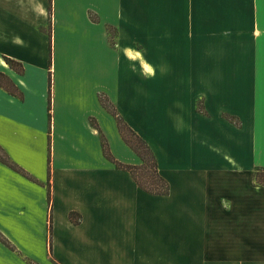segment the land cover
Masks as SVG:
<instances>
[{
    "label": "crops",
    "instance_id": "0c3cea01",
    "mask_svg": "<svg viewBox=\"0 0 264 264\" xmlns=\"http://www.w3.org/2000/svg\"><path fill=\"white\" fill-rule=\"evenodd\" d=\"M0 61L24 95L0 88V148L33 179L0 162V264H264V0H0ZM106 99L167 196L108 161L141 164Z\"/></svg>",
    "mask_w": 264,
    "mask_h": 264
},
{
    "label": "trees",
    "instance_id": "16d2710c",
    "mask_svg": "<svg viewBox=\"0 0 264 264\" xmlns=\"http://www.w3.org/2000/svg\"><path fill=\"white\" fill-rule=\"evenodd\" d=\"M113 44V42H112ZM6 63L10 66L11 69L16 71L19 74L24 73V68L22 64L16 62L15 60H11L9 58H5ZM0 88L6 91L8 94L23 100L24 95L20 91V89L14 84V82L4 73H0ZM51 88H52V75L51 72H49V119L51 120ZM105 105L108 109V112L115 118L117 122V126L120 132V135L123 139V141L129 146L134 153L138 155V157L141 160L140 165H128L124 164L114 158L110 151V147L107 141L102 140V145L104 148L105 155L108 159V161L112 162L116 168L120 170H125L130 172L134 180L137 182L139 187L153 195L158 196H167L170 193V186L168 181L161 175L159 170V164L157 162V158L150 147V145L145 141L137 132H135L123 119V117L118 113L117 109L114 107L112 103L108 99L105 101ZM102 103L103 99H102ZM198 111L203 112V108L200 106L198 107ZM226 118L232 122H235L237 125H239V121H236L234 117L226 116ZM0 162L10 167L12 170L20 173L21 175L25 176L28 179H32L30 175L21 167L14 164L9 156L4 152L2 148H0ZM50 164V160H49ZM151 168V170L154 172L153 178L149 180V178H146L144 175L146 172H143L145 170H148ZM143 172V175H140V173ZM48 176L49 180L51 177L50 174V168H48ZM254 182L255 184L259 186H264V168L257 167L254 171ZM48 205H51V191L49 189L48 196H47ZM70 219L74 221L75 223H79V220L76 219L75 214H70ZM0 240L5 243L6 245L8 242L6 239L2 237L0 234Z\"/></svg>",
    "mask_w": 264,
    "mask_h": 264
},
{
    "label": "clouds",
    "instance_id": "9594fccd",
    "mask_svg": "<svg viewBox=\"0 0 264 264\" xmlns=\"http://www.w3.org/2000/svg\"><path fill=\"white\" fill-rule=\"evenodd\" d=\"M41 14H46V13H43V11L41 10ZM123 54L126 57V59L130 62L129 66L133 71L136 70V63L138 62L140 67V74L142 76L149 79L155 77L156 69L144 58L142 50L125 48L123 49ZM3 63H4L3 61H0V64ZM221 202L222 205L227 207V203L223 199Z\"/></svg>",
    "mask_w": 264,
    "mask_h": 264
},
{
    "label": "rangeland",
    "instance_id": "374dc122",
    "mask_svg": "<svg viewBox=\"0 0 264 264\" xmlns=\"http://www.w3.org/2000/svg\"><path fill=\"white\" fill-rule=\"evenodd\" d=\"M112 33H114V32H112ZM113 38V37H112ZM206 47H207V45H206ZM200 106H201V104H200ZM161 107L163 108V109H165V103L164 104H162L161 105ZM193 125L196 127V128H198V129H202V127H203V125L201 124V123H197V125H200V126H196L195 125V122L193 123ZM154 152V151H153ZM155 154V153H154ZM156 156V155H155ZM157 158V157H156ZM197 158L198 159H201L202 158V156L200 157L199 155L197 156ZM157 162H158V158H157ZM158 164H159V162H158ZM255 171V170H254ZM254 171H253V181H254ZM143 172H146V174L144 175L146 178H149V180H151V178H153V175H154V172L151 170V168H149L148 170H145V171H143ZM143 172H141L140 173V175H143ZM254 184H255V182H254ZM257 185V184H256ZM257 186H259V185H257ZM261 187H264V186H261Z\"/></svg>",
    "mask_w": 264,
    "mask_h": 264
},
{
    "label": "bare ground",
    "instance_id": "6f19581e",
    "mask_svg": "<svg viewBox=\"0 0 264 264\" xmlns=\"http://www.w3.org/2000/svg\"><path fill=\"white\" fill-rule=\"evenodd\" d=\"M6 65V64H5Z\"/></svg>",
    "mask_w": 264,
    "mask_h": 264
}]
</instances>
